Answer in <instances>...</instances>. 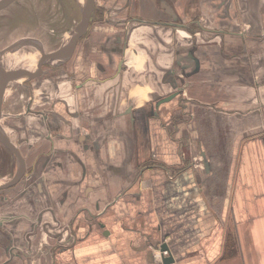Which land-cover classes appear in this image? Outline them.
Segmentation results:
<instances>
[{
  "label": "crops",
  "instance_id": "0c3cea01",
  "mask_svg": "<svg viewBox=\"0 0 264 264\" xmlns=\"http://www.w3.org/2000/svg\"><path fill=\"white\" fill-rule=\"evenodd\" d=\"M94 6L65 70L0 101V264H264V0Z\"/></svg>",
  "mask_w": 264,
  "mask_h": 264
},
{
  "label": "rangeland",
  "instance_id": "374dc122",
  "mask_svg": "<svg viewBox=\"0 0 264 264\" xmlns=\"http://www.w3.org/2000/svg\"><path fill=\"white\" fill-rule=\"evenodd\" d=\"M76 1L78 0H16L14 3L1 9L0 50L10 46L22 38H32L34 35V37L37 38L36 40H52L55 42L54 44L44 43V46L47 47V50H52L55 46L60 44V41L66 39V37L69 36L67 32L70 31L74 21L79 20L77 12L78 5ZM81 1V5H83L85 0ZM52 37H54V39H52ZM79 45L80 42L78 43L77 47H79ZM24 49L25 51H28V49L24 47L14 53L0 56V66L6 67L8 64L9 59L4 60L6 56L15 55ZM25 55H27L28 60H33V55H29L27 53H25ZM25 55H23L20 59L13 56L15 57V61L18 65L20 60L25 58ZM37 60L38 58H36V61ZM35 64L36 63H34V65ZM34 65L29 68V70H27V73L31 72ZM10 67L13 68V64ZM42 69L47 71L46 66ZM35 81L36 80L34 79L28 82L25 86H28L29 89V85L35 83ZM25 86H23L21 81L16 80L9 82L4 88L5 90L0 98L2 100V104H4V106L10 105L8 107L10 111L20 109L21 106L24 108L27 104L30 105L32 99L29 98L30 94L29 96L26 94ZM2 109L4 110V114L8 113L5 111L3 106ZM218 131L220 133L223 131L222 126L219 127ZM2 173L3 171L0 172V174ZM2 176L4 175H0V178Z\"/></svg>",
  "mask_w": 264,
  "mask_h": 264
},
{
  "label": "water",
  "instance_id": "95a60500",
  "mask_svg": "<svg viewBox=\"0 0 264 264\" xmlns=\"http://www.w3.org/2000/svg\"><path fill=\"white\" fill-rule=\"evenodd\" d=\"M14 1H16V0H0V9L5 8L6 6H8L9 4H11ZM92 9H93V0H86L85 5H84V9L82 10V16H81L80 22L75 27V31H74L69 43L66 46L64 45V47L62 49H60L59 51H57L54 54H48V55L43 54L41 52L40 44H38L39 42L32 40V39H21L18 42L11 44L9 47H6V48L0 50V56H3V55H7L10 53L16 52L22 46H24V44L25 45L34 44L35 47H37L41 53V56H40L41 58L38 61L36 68L34 69V71L32 73H30L28 75H25V74L19 73V72H8V71H4L3 69H0V77H1V79H0V98H1L2 90L7 86V84L9 82L17 80V81H21V83H24V82L28 81L29 79H33V77H35L36 74L38 73L41 65H43L44 63L50 62L52 60H58L59 61V59H57L58 57L61 59H63L64 57L65 58L69 57L71 55L74 47H75L76 42L78 41V38L86 30ZM173 94L166 97L165 99H163V101L169 100L171 97H173ZM0 101H1V99H0ZM4 138H5V136L3 135V133L0 129V140H2V142L8 148L12 149L10 147L9 143ZM12 151L14 152L13 149H12ZM16 179H18V176H16L15 179H13L7 185L0 186V189H4V188H7V187L13 185V183H14V181H16ZM160 249H161V251H168V248L166 245H162L160 247ZM171 261H172V257L170 254L168 256L166 255L165 257H162V260H161V262L163 264H168Z\"/></svg>",
  "mask_w": 264,
  "mask_h": 264
},
{
  "label": "flooded vegetation",
  "instance_id": "af4514ba",
  "mask_svg": "<svg viewBox=\"0 0 264 264\" xmlns=\"http://www.w3.org/2000/svg\"><path fill=\"white\" fill-rule=\"evenodd\" d=\"M15 2V1H14ZM14 2H12V3H14ZM85 2H86V0H85ZM85 2H84V5H85ZM11 3V4H12ZM10 5V4H9ZM84 5H83V8H82V10L84 9ZM7 7V6H6ZM3 9V8H2ZM1 10V9H0ZM92 11H95V6L93 7V9H92ZM92 13V12H91ZM81 16H82V11H81V13H80V19H81ZM79 19V20H80ZM74 33V32H73ZM73 33L70 35L69 34V36L67 37V41H66V43L68 44L69 43V41H70V39H71V37H72V35H73ZM35 36V35H34ZM32 37V38H22V39H32V40H35V41H37V42H39L38 44H40V47H41V52L43 53V54H45V55H48V54H54V53H56L57 51H58V48L60 47V45L62 44V42L60 41V44L59 45H57V46H55L52 50H47L46 48V46H44V43H46V44H48V42H50L51 44H54L55 42H53L52 40H47V41H44V40H36L37 38L36 37ZM84 37V34H82L79 38H78V41L76 42V44H75V47H74V49L77 47V45H78V43L81 41V39ZM52 39H54V37H52ZM21 40V39H20ZM15 41V40H14ZM13 41V42H14ZM19 41V40H18ZM18 41H16V42H18ZM12 42V43H13ZM15 42V43H16ZM10 44V43H9ZM14 44V43H13ZM66 44V45H67ZM65 45V46H66ZM7 47H9V46H7ZM27 48L28 49V51L30 52V53H32V54H34L35 56H36V58H38V60L36 61V64L34 65V67H33V69L31 70V72H29V73H24L25 75H28V74H30V73H32L33 71H34V69L36 68V65H37V63H38V61L40 60V56H41V53H40V51L38 50V48L37 47H35V45L34 44H27V45H25L24 44V46H22L20 49H22V48ZM6 48V47H5ZM60 48H62V45H61V47ZM4 49V48H3ZM73 49V50H74ZM2 50V49H1ZM71 56V55H70ZM70 56L69 57H64L63 59H61V58H57V59H59V61L58 60H52V61H50V62H47V63H44L43 65H41V67H40V69H39V71H38V73L36 74V76L35 77H33V79H29L28 81H26V82H24L23 83V86L24 85H26L28 82H30V81H32V80H34L37 76H38V74L41 72V71H44L42 68H44L45 66L47 67V69H49V70H60V71H62L63 72V70H65V65L69 62V59H70ZM57 61V62H56ZM51 66V67H50ZM26 87V86H25ZM26 89V88H25ZM4 90V89H3ZM29 90V89H28ZM8 153L10 154V157L8 156ZM16 156V155H15ZM15 156H13V154H12V152H10V150L9 149H7L6 148V146L3 144V142H2V140H0V172L1 171H6L8 168H9V158L11 159V167H13L14 166V169H16L15 168V166H16V158H15ZM15 176H16V173L14 174V172H13V174L11 175V181L13 180V179H15ZM20 180V178L19 179H16V181H14V183H13V185L14 184H16L18 181ZM13 185H11V186H13ZM1 190V189H0Z\"/></svg>",
  "mask_w": 264,
  "mask_h": 264
},
{
  "label": "trees",
  "instance_id": "16d2710c",
  "mask_svg": "<svg viewBox=\"0 0 264 264\" xmlns=\"http://www.w3.org/2000/svg\"><path fill=\"white\" fill-rule=\"evenodd\" d=\"M227 237V241H226V247H225V256H230V255H235L236 250H234V241L233 238L231 237V235L229 234Z\"/></svg>",
  "mask_w": 264,
  "mask_h": 264
},
{
  "label": "built area",
  "instance_id": "2783aa9c",
  "mask_svg": "<svg viewBox=\"0 0 264 264\" xmlns=\"http://www.w3.org/2000/svg\"><path fill=\"white\" fill-rule=\"evenodd\" d=\"M154 259L158 262H161L162 257H165L169 254V251H161L160 246L153 249Z\"/></svg>",
  "mask_w": 264,
  "mask_h": 264
},
{
  "label": "bare ground",
  "instance_id": "6f19581e",
  "mask_svg": "<svg viewBox=\"0 0 264 264\" xmlns=\"http://www.w3.org/2000/svg\"><path fill=\"white\" fill-rule=\"evenodd\" d=\"M10 56V55H9ZM7 57V56H6Z\"/></svg>",
  "mask_w": 264,
  "mask_h": 264
}]
</instances>
